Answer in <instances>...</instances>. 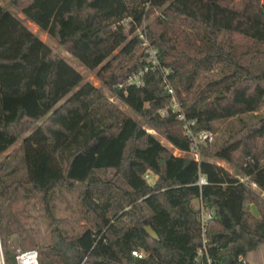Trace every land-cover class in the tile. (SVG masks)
<instances>
[{
    "label": "trees",
    "instance_id": "obj_1",
    "mask_svg": "<svg viewBox=\"0 0 264 264\" xmlns=\"http://www.w3.org/2000/svg\"><path fill=\"white\" fill-rule=\"evenodd\" d=\"M9 1L81 66L97 68L101 82L180 151L189 142L183 120L169 108L163 70L193 131L213 130V122L264 102V68L252 70L247 62L253 48L264 46V0ZM157 9L144 31L163 70L124 85L147 64L133 31ZM217 64L216 76L205 74ZM81 79L0 5V154L20 139L0 158L5 264H15L7 242L21 226L12 205L33 196L42 203L48 241L23 231L17 243L35 249L38 264H196L205 256L210 264H248L247 254L264 246V200L213 162L172 155L98 88L79 85ZM212 155L264 192V117L233 132ZM62 188L76 193L92 228L69 235L59 226L52 196ZM201 211L209 215L205 221Z\"/></svg>",
    "mask_w": 264,
    "mask_h": 264
},
{
    "label": "rangeland",
    "instance_id": "obj_2",
    "mask_svg": "<svg viewBox=\"0 0 264 264\" xmlns=\"http://www.w3.org/2000/svg\"><path fill=\"white\" fill-rule=\"evenodd\" d=\"M0 5L9 11L10 14L21 20V22L29 31H31L53 52L63 58L69 65H71L76 71L80 73L82 79L79 85L84 82H88L92 86L98 88L106 102L112 103L121 112L135 120L172 155L183 156L187 158L194 157L189 152H183L171 146L159 131L148 126L138 114L133 112L128 106L122 103L114 94V92L101 82L96 74L97 68L88 70L81 66L71 55L66 52L62 46L56 42L54 38L47 35L45 31L40 30L32 22L24 19L18 9L13 4H11L9 0H0ZM158 12V9L151 12L147 18L143 19V23H149ZM247 58V62L251 65L252 70L257 71L260 68H264V46H258L256 49L253 48ZM219 65L220 64L214 65V67L210 71L205 72V74L216 76L220 72ZM259 117H264V102L255 111L241 113L225 120L213 122L214 129L210 130L212 132V140L205 146L204 151L201 152V149L199 150L196 157L197 159L203 158L223 167L264 200V192L260 190L255 184H253L247 176L243 175L233 163L226 162L212 155L214 146L221 145V143L224 140H227L233 134V132L240 129L246 123L254 121ZM19 140H17L3 153H1L0 158L15 148L19 143ZM260 163H264V158H261ZM144 178L148 183H152L155 179V176L148 172L144 175ZM192 205L194 207H199L200 202L197 199L193 200ZM52 206L54 216L59 220V226L63 228L67 234L75 235L86 228L93 227L91 219L84 214L81 206L79 205L76 198V193L74 191L66 188L55 191L52 196ZM247 206L249 212L252 215L258 216V213L252 204L248 203ZM12 208L16 215V219L21 224V226H16L15 232H13L8 239L7 248L11 251V253L13 254L16 249H22L18 245L17 241L20 232L23 231L30 233L36 242L40 244H46L49 238L47 219L44 216L42 203L39 197L33 196L29 198H18L14 201ZM200 217L202 221H205L209 215L208 213H203L201 211ZM246 261L248 264H264V246H260L256 251L248 253L246 256Z\"/></svg>",
    "mask_w": 264,
    "mask_h": 264
},
{
    "label": "built area",
    "instance_id": "obj_3",
    "mask_svg": "<svg viewBox=\"0 0 264 264\" xmlns=\"http://www.w3.org/2000/svg\"><path fill=\"white\" fill-rule=\"evenodd\" d=\"M144 25L145 24L143 23L142 20L141 24L135 27L133 34L136 35V37L140 40V46L145 55V62L147 64L142 69L130 75L123 83L124 85H130V84L140 85L141 84L140 77L143 72H146L153 68H158L160 70H163L157 62L156 50L149 44L146 38ZM165 73L166 71L163 70L162 81H163L164 89L170 96L169 108L171 109L172 112L177 113L176 117L178 119L183 120V123L181 125L182 133L188 139L189 142L188 149L185 152L191 153L194 156L193 159L198 160L196 155H198V152L202 147H205L209 142H211L212 132L207 129H201L198 131H193L191 129V125L193 122L184 120V116L180 111L179 104L175 98L171 85L166 79ZM123 84L118 83L117 87L120 88L122 87ZM164 112L165 110H162L160 113H164ZM204 182H205L204 179L201 176H199L198 184H202ZM198 253L199 255L202 254L201 251H199ZM131 254L138 258L142 256V253L139 251H131ZM13 259L15 264H38L37 251L33 248L16 249L14 252ZM0 264H5L1 239H0ZM196 264H210V260L208 257L205 256L204 260L197 259Z\"/></svg>",
    "mask_w": 264,
    "mask_h": 264
},
{
    "label": "water",
    "instance_id": "obj_4",
    "mask_svg": "<svg viewBox=\"0 0 264 264\" xmlns=\"http://www.w3.org/2000/svg\"><path fill=\"white\" fill-rule=\"evenodd\" d=\"M144 231L147 235H149L150 237H152L153 239L156 238L155 233L151 230V228L149 226H144Z\"/></svg>",
    "mask_w": 264,
    "mask_h": 264
}]
</instances>
